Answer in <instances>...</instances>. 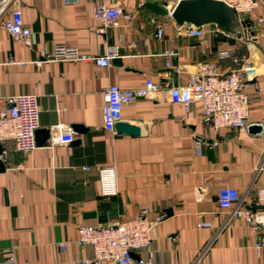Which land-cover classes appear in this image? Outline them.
Listing matches in <instances>:
<instances>
[{
  "label": "crops",
  "instance_id": "crops-1",
  "mask_svg": "<svg viewBox=\"0 0 264 264\" xmlns=\"http://www.w3.org/2000/svg\"><path fill=\"white\" fill-rule=\"evenodd\" d=\"M105 5L121 8L131 20L120 18L118 27L100 33L93 3L14 0L11 7L21 9L33 46L0 28V95H36L39 111L35 150L17 153L12 142L1 144L7 154L0 165V261L2 251L14 248L17 264H81L92 252L74 242L79 225L124 221L145 211L149 219L163 218L152 233V256L140 251L134 253L138 260L264 264L256 235L216 203L225 187L252 203L264 185V0L248 18L254 32L248 40L220 38L213 25L177 27L170 17L175 0H108ZM151 19L162 23L161 39L154 37ZM57 45L75 47L89 58L104 56L110 46L118 52L108 68L43 61L40 52ZM165 51L175 56L167 58ZM243 63L258 70L260 89H246V129L214 131L201 122L200 103L193 102L185 115L169 102L167 90L185 85L202 66L223 75ZM146 79L158 85V93L125 107L121 117L143 134L104 130L103 92L110 85L141 88ZM78 126L83 133L75 131ZM59 134L71 135L72 142L54 145ZM108 165L116 167L118 193L103 198L98 169ZM198 223L211 226L198 228Z\"/></svg>",
  "mask_w": 264,
  "mask_h": 264
},
{
  "label": "built area",
  "instance_id": "built-area-1",
  "mask_svg": "<svg viewBox=\"0 0 264 264\" xmlns=\"http://www.w3.org/2000/svg\"><path fill=\"white\" fill-rule=\"evenodd\" d=\"M93 3L92 17L100 24L98 32L107 28L119 26V20L129 22L131 15L118 7H107L108 0H84ZM182 0H175V4ZM229 6L240 20H248L259 7L261 0H215ZM14 0H0V28L13 39L25 47L34 44L30 29L23 23L22 12L19 7H11ZM257 19V24H262ZM154 28V37H163V25L156 19L150 20ZM252 29V23H251ZM118 47L110 46L104 56L89 58L82 55L75 47L64 45L54 46L48 52L43 50L40 56L47 62H92L95 66L108 68L110 61L117 57ZM233 54L234 51L228 52ZM165 57L175 56L172 51H165ZM235 62V61H234ZM166 61V67H169ZM258 70L249 63H243L230 69L226 74L219 75L211 71L208 66H202L197 74L183 86H173L167 90L169 102L183 109L184 114L190 112L193 102L201 105V122L214 131L227 129H246L248 126L250 97L247 88L260 92L257 84ZM159 87L150 79H146L141 88L122 89L117 85H110L102 95L103 128L115 134V126L121 122L122 111L138 99L154 97ZM37 96L33 94L0 95V165L5 163L6 150L1 144L7 141L13 143L17 153H28L37 148L35 132L38 129ZM71 135L59 134L53 139L54 145L72 142ZM198 144V143H197ZM199 145V144H198ZM213 143L212 146H215ZM88 170V169H87ZM99 193L103 198L117 195V173L114 165L98 169ZM216 203L220 210L230 218L246 224L256 235V248L264 251V185L255 191L252 203L245 204L236 189L221 188L216 194ZM163 216L149 219L146 212L135 215L124 221H114L105 225H79L77 238L74 241L79 248H89L91 258L80 260L81 264H152L148 261H135L130 253L150 250L151 237ZM210 223H198V228H208ZM65 244H59L64 249ZM5 258L0 264H17L14 248L1 252ZM152 255L149 252V257Z\"/></svg>",
  "mask_w": 264,
  "mask_h": 264
},
{
  "label": "water",
  "instance_id": "water-1",
  "mask_svg": "<svg viewBox=\"0 0 264 264\" xmlns=\"http://www.w3.org/2000/svg\"><path fill=\"white\" fill-rule=\"evenodd\" d=\"M170 17L177 27L189 25L200 28L206 25H213L219 33L220 38L248 40L254 36L251 23L248 20H240L233 9L220 1L182 0L174 5L170 12ZM74 129L78 134L84 132L83 127L80 126L74 127ZM115 130H119L128 135L139 136L143 134L138 127L122 122L116 124ZM248 131L251 133H259L260 128L249 127ZM130 257L138 261L134 253H130Z\"/></svg>",
  "mask_w": 264,
  "mask_h": 264
}]
</instances>
